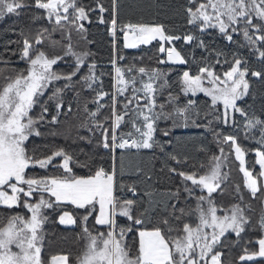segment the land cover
<instances>
[{
  "label": "snow or ice",
  "instance_id": "snow-or-ice-1",
  "mask_svg": "<svg viewBox=\"0 0 264 264\" xmlns=\"http://www.w3.org/2000/svg\"><path fill=\"white\" fill-rule=\"evenodd\" d=\"M25 9L35 11L9 42L17 48L0 54V264L264 260V118L246 102L256 96L253 80L264 85V0H184L183 23L173 25L122 21L119 0H0V20ZM40 21L48 26L33 29ZM93 24L110 36L107 73L88 47ZM141 46H152L147 63L123 54ZM190 128L216 145L199 146L198 163L168 151L173 130ZM61 135L92 151L81 149V160L32 142ZM157 150L165 157L159 171L179 181L163 191L154 172L124 163ZM234 162L241 183L231 180ZM52 214L79 229L75 256L45 251Z\"/></svg>",
  "mask_w": 264,
  "mask_h": 264
},
{
  "label": "trees",
  "instance_id": "trees-1",
  "mask_svg": "<svg viewBox=\"0 0 264 264\" xmlns=\"http://www.w3.org/2000/svg\"><path fill=\"white\" fill-rule=\"evenodd\" d=\"M89 0H84V3H88ZM107 3V0H106ZM120 3V19L122 21H127L129 19L133 21L143 20V22H152L153 18L159 22L173 25L183 23V18L180 15L181 5L184 0H119ZM34 9L22 10V14L17 17L15 15H6L4 19L0 20V54H3L5 58L11 56V50L17 48L16 43H9L10 41H18L21 39L19 32L21 28H27L30 24V16ZM41 24L48 26L46 21H40L35 25H32L33 29L39 27ZM56 39H59V34H56ZM89 39L93 40L94 43L90 44L88 47L95 54L94 59L99 65V70L104 72L111 71V65L109 64V58L111 53L110 36L105 30L104 25L93 24L90 26ZM206 40L211 41L212 37H206ZM216 46H223L224 42L220 39H215ZM152 46H141L140 49H123V54L128 57H139L144 56V61L148 62V57L152 56V51L149 49ZM199 55V51H197ZM13 60L16 57H11ZM19 67H24L23 63L19 64ZM175 79V76L172 77ZM105 88L107 89L111 84V78L107 75L103 77ZM252 90L255 91V99L251 97L246 98L247 104L252 105L251 111H255L257 115H261L264 118V114L261 113V108L264 107V85L253 80ZM74 119V117H73ZM163 127V125H162ZM43 131V130H42ZM63 131V129L61 130ZM174 136L172 137L174 144L172 147L168 148V151H177L180 154H187L191 157V163H198L201 159H204L205 154L203 152H198L197 148L201 145L205 146L212 152L216 151V145L213 142V137L210 134L204 133L203 129H174ZM230 131V130H225ZM82 135H87L86 132H81ZM161 139H167L161 137ZM241 141L248 147H255L254 144L243 141L241 136ZM32 142L34 144H56L67 148L70 152L76 153L79 159L83 160L84 155L81 153L83 149L84 153H90L92 151V145H89L83 141L73 142V139L65 138L63 135L52 137L45 136L42 138L33 137ZM251 160L252 156L247 157ZM165 161L164 155L160 154L157 150L155 153V158H153L152 153H145L142 155H129L125 157V165L129 168H135L136 165H141L148 171L154 172L153 179L155 180L159 177V183L156 187L160 190H164L167 187H173L178 184L179 181L170 182L166 179V173H161L159 170L163 167ZM171 163V162H169ZM36 171L42 172L43 170L37 169ZM128 179H135L134 176L127 177ZM231 180L234 183L242 182V174L239 173L238 167L234 162L232 164ZM228 191L231 192V186H229ZM253 206L259 209V204L256 201H252ZM56 216L52 214L51 222L45 225L47 232L45 240V251L51 255L60 252L72 253L73 256L78 254L81 248L82 242L77 241L76 233L79 229L66 228L58 223H55ZM248 235L255 236V233H248ZM234 239V237H233ZM227 251V250H226ZM240 254L239 247L232 248L229 253V258L235 260ZM255 264H264V260H257Z\"/></svg>",
  "mask_w": 264,
  "mask_h": 264
},
{
  "label": "crops",
  "instance_id": "crops-1",
  "mask_svg": "<svg viewBox=\"0 0 264 264\" xmlns=\"http://www.w3.org/2000/svg\"><path fill=\"white\" fill-rule=\"evenodd\" d=\"M65 227V226H64ZM70 228V227H69Z\"/></svg>",
  "mask_w": 264,
  "mask_h": 264
}]
</instances>
